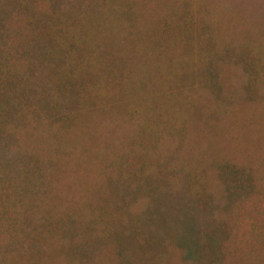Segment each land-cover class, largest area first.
<instances>
[{
	"label": "rangeland",
	"instance_id": "obj_1",
	"mask_svg": "<svg viewBox=\"0 0 264 264\" xmlns=\"http://www.w3.org/2000/svg\"><path fill=\"white\" fill-rule=\"evenodd\" d=\"M0 264H264V0H0Z\"/></svg>",
	"mask_w": 264,
	"mask_h": 264
},
{
	"label": "trees",
	"instance_id": "obj_2",
	"mask_svg": "<svg viewBox=\"0 0 264 264\" xmlns=\"http://www.w3.org/2000/svg\"><path fill=\"white\" fill-rule=\"evenodd\" d=\"M26 8H28V7H26ZM26 8H25V10H27V11L29 10V12H30L31 9H26ZM197 242H198L197 240L192 242L190 237H183L180 240V243L183 244L184 250L186 251V256L188 258L193 256V253H194L193 247L197 246Z\"/></svg>",
	"mask_w": 264,
	"mask_h": 264
}]
</instances>
